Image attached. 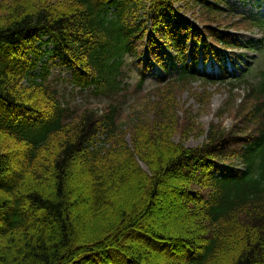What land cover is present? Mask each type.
Listing matches in <instances>:
<instances>
[{
	"label": "trees",
	"instance_id": "16d2710c",
	"mask_svg": "<svg viewBox=\"0 0 264 264\" xmlns=\"http://www.w3.org/2000/svg\"><path fill=\"white\" fill-rule=\"evenodd\" d=\"M176 3L191 22L171 24ZM261 26L222 0H0V264H264V78L236 102L252 65L237 75L224 64L247 48L229 31ZM42 37L104 106H72L50 65L36 68ZM126 58L141 93L124 111ZM153 66L164 74L144 90ZM194 81L230 83L216 116L234 122L187 147L194 126L181 120L194 114L176 96ZM163 187L182 200L187 231L148 215Z\"/></svg>",
	"mask_w": 264,
	"mask_h": 264
},
{
	"label": "rangeland",
	"instance_id": "374dc122",
	"mask_svg": "<svg viewBox=\"0 0 264 264\" xmlns=\"http://www.w3.org/2000/svg\"><path fill=\"white\" fill-rule=\"evenodd\" d=\"M222 1L225 3L226 6H229L230 8L235 10L236 13L253 16L256 19L264 18V0ZM175 6L177 7V10L173 13L171 24L176 27L181 26L186 22H190L191 16L188 12L183 9V7L180 8L181 4L176 3ZM234 34L240 37L244 43H247L250 49H243L233 53L227 52V57L229 58V60H226L224 64H226L228 69L231 71L236 70V66L243 68V63L245 62H251L253 66V71L249 73L246 77V84H241L238 88L236 87L233 90V92L237 94L235 97L236 102H239L245 93L247 84H255L264 78V28H255L252 29L251 32L238 31ZM261 39L263 40V43L260 45L258 41ZM45 40L46 38L43 37L42 43L40 45L41 53H39V59L36 64V68H40L41 65H43L44 63H48L51 58V55L53 54L50 50L52 48V45L50 43L45 44ZM163 52L167 54H172L164 48ZM135 62L136 60L126 58L123 63V66L121 67L123 79L126 84L130 86L129 88H127L126 93H119V95L126 94L125 98L118 97L121 101V106L123 107L124 111H127L128 104L133 99H135L138 94L141 93L140 90L135 92L133 91V89H135L136 82L139 76L137 72L138 67ZM196 67L206 69L208 72L212 73H218L220 71V64L214 62L212 59H210L206 63L202 62L200 59ZM57 68L52 67L50 69L51 76L53 75V84L60 90V93L65 96V99L71 102L72 106L82 107L85 105H89L94 107H102L107 103V100L103 96L95 97L91 93H89V90L85 94L82 92L76 93L74 90L71 89L72 85L69 83V81L64 79L66 76H69L70 71L64 70L61 74H59L60 76L64 77L63 80H61L62 78L57 74ZM157 74L162 75L163 73L157 67L154 66L151 69V72L148 74V79L144 85L145 89H149L154 86ZM229 88L230 83L227 82L226 84L219 85L194 81L190 83L188 87L178 90L176 97L180 107L182 109L189 108L194 114L193 119L185 116L183 118V121L181 120L182 123L184 122V124L187 125V127H185L186 125L184 126V130L190 127L191 125L194 126V129H192L193 131L188 133V135L185 137L184 142L187 147H195L197 145H200L205 136V133L201 135L200 132L203 129L206 131L209 124L212 122L219 121L225 127L232 125L234 119L232 116L229 115L228 112H224L223 114H221L220 117L216 116V114L219 113V111L223 108L224 102L228 98ZM203 90L208 92L209 97H202L203 103H199L195 99H198L200 97L198 93ZM174 93H176V91H174ZM195 94L197 95V97L194 96ZM182 115L183 114L180 111V116ZM190 122L193 123L191 124ZM37 126L43 127L42 124H38ZM199 133L200 135L197 136V134ZM126 138L127 141H129V137L127 136ZM175 140H179L178 135L175 136ZM141 166L143 167L142 163ZM70 182L71 188H73V190L81 192L79 190V184L77 182L76 174L72 175ZM172 183L173 182H170L169 180H163V185L177 186L176 183ZM161 191L163 193L165 192V195H162V198H156L154 200L153 205H151L149 209L148 215L151 216V219L157 226H160V224L165 225L168 228L167 232L169 234H180L181 231H187L188 229H186V222L183 223L178 218L179 214L184 212V208H182V200L178 198L177 194H173L172 192H170L171 190L167 192L166 188L164 189L163 187ZM78 212L80 213V209L72 210V216L76 217Z\"/></svg>",
	"mask_w": 264,
	"mask_h": 264
}]
</instances>
